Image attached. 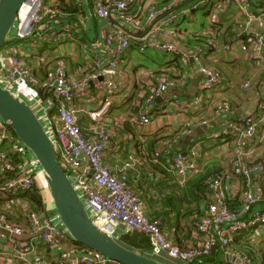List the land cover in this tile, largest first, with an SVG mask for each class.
Here are the masks:
<instances>
[{
  "label": "built area",
  "instance_id": "obj_1",
  "mask_svg": "<svg viewBox=\"0 0 264 264\" xmlns=\"http://www.w3.org/2000/svg\"><path fill=\"white\" fill-rule=\"evenodd\" d=\"M76 1L86 7V0ZM159 2L92 0L91 7L97 19L112 29L103 46L98 48L87 42H78L71 28L63 32L57 26L54 19L64 15L63 4L58 0H27L19 9L14 37L28 40L29 45L40 48L65 36L81 45L87 62L77 66L76 71L69 72L65 63L58 61L43 76L19 55V46H7L5 50L13 70H6L0 63V85L14 90L15 93L11 92L20 98L26 95L27 85L34 91L42 89L49 94L45 99L36 97L32 107L36 113L42 110L38 116L55 141L59 161L94 223L112 237L118 239L121 226L125 231L144 233L151 243L150 253H165L178 260L179 264L210 255L215 247L224 254L222 264H264V161L248 160L246 156L251 157V154H246L243 147L246 141L256 137L258 128L264 124V99L251 107L253 112L246 118L228 121L213 135L226 144L232 139L237 158L210 179L208 187L211 193L205 197V214L195 221L196 232L185 247L172 242L163 230V220L146 210L144 200L136 193L126 171L133 164L126 163L111 169L106 163V153L112 145L107 128L98 125L86 133L79 123L80 112L98 122L109 113L115 95L124 91L119 67L133 40L138 42L141 50L168 53L181 58L184 63L193 60L196 64H201L207 54L206 47H210V55L214 56L221 52L218 51L220 47L231 52L235 44L245 46L247 42L252 44L249 60L264 66V5L253 6L249 0H169L162 6ZM200 9L205 10L208 21L201 30L196 20ZM182 17L190 21L191 31L200 36L216 35L229 24V37L226 42L209 40L195 48L185 46L177 41V37L183 39L184 31L181 33L174 27ZM112 18L129 33L112 23ZM154 21L158 22L157 26L141 35L139 31ZM160 34L169 39H160ZM208 68L200 66L203 77L197 95L187 102L170 100V83L166 77L156 79L151 94L146 98V106L138 110L133 121L147 126L153 122L154 116L176 115L181 110L195 109L211 100L213 89L223 83V77ZM90 81H94L105 95L95 110H86L76 104ZM253 86L264 88V74ZM244 87L251 88V85L247 82ZM158 98H162L164 104L158 105ZM216 103L214 107L218 112L231 113L229 100L222 99ZM186 131L191 134L193 128ZM200 145L201 141L195 142L185 151L186 155L170 153L167 149L156 150L153 155L160 163L169 160L179 187L186 188L199 170ZM41 177L43 171L33 153L0 117V228L5 230L0 231V264H120L97 251L79 247L54 215L46 209L36 210L31 202L23 199V195L34 191L46 194L44 187L38 184ZM240 190L242 205L233 209L231 200ZM4 213L21 221L12 220ZM62 239L66 242L62 243ZM248 241L254 245L253 251L246 249L251 245ZM239 243H246L245 247Z\"/></svg>",
  "mask_w": 264,
  "mask_h": 264
},
{
  "label": "crops",
  "instance_id": "obj_2",
  "mask_svg": "<svg viewBox=\"0 0 264 264\" xmlns=\"http://www.w3.org/2000/svg\"><path fill=\"white\" fill-rule=\"evenodd\" d=\"M91 6L92 0H86V7L82 6L83 11L81 13L72 17L63 15L55 18L54 21L63 32L66 29L70 30L71 28L73 33L77 36L78 42H87L92 46L101 48L104 44L106 36L111 33L112 29L107 27L106 23L100 22L97 19ZM112 16H114V14ZM227 17L230 18L229 15ZM112 23H114L118 28H122L120 22L116 21L114 18H112ZM157 24L158 22L154 21L153 23L147 25L144 30H140L139 32L141 35H144L148 30L156 27ZM176 25H174V27H176ZM125 32L129 33V30ZM159 38L164 40L169 39L165 38L161 34ZM177 41L186 46V44L182 42V39L177 37ZM29 44L28 40L14 39L9 46H19V55L24 58L29 67L34 68L43 76H46L49 72L48 68H54L58 61L64 62L69 72L76 71L77 66L87 62L83 57L81 45L72 42L65 36H62L59 40L50 44L48 47H44L43 49L42 47L38 48V46H32ZM249 46L250 49L247 53L245 52L244 46L241 44H235L233 51L231 52H225L220 47L218 51L221 52L218 53V55L211 56V52L208 51L207 54L203 56L201 64H196L193 60L188 63H184L183 65L185 67L192 65L191 71L189 72L186 70L185 75H183V78L181 79L182 84L186 86L188 91H190L191 84L196 77L202 79L203 75L200 71L201 65L218 68L220 73L223 75V83L213 89L212 100L202 103L195 109L190 108L181 110L180 112H177L176 115H167L162 117L154 116L153 122L147 126H141L137 122L133 121V117L137 113L134 114L132 109L134 107H139L140 103H142L140 98H142L143 95L146 94L147 91H150L153 87V83L156 81L155 73L159 70H170V68L173 67L170 60L175 57L166 53L167 59H165V62H163V60L156 61L153 57H144L139 60V56L129 49L119 67V77L121 82H123L125 89L123 92L115 95L109 113L105 117L99 119L98 122L90 117H86L83 112L78 114L79 123L86 133H90L92 129L98 125L105 126V128H107L110 140H112V145L108 148L106 153V163L111 169L122 167L126 163L133 164L132 167L127 168L126 171L130 175L136 193L144 200L146 210L152 215H157L163 220V230L167 237L172 242L177 243L180 247H185L192 241L191 238L196 232L194 223L205 214V208L207 205L205 197L211 193L209 187L207 189V195L203 196L204 199H201L200 201L202 214L187 213L183 215L179 214L177 211H170L169 214L162 215L156 212V207L158 209L162 205L165 209H167L168 204L166 203L160 205L159 203H154L152 198L157 197L156 191L151 187L148 188V181L144 178V176L155 173L157 174V177H159L160 175L158 173L159 171L162 173L160 170L162 167L170 173V175L167 174L168 178L172 179L174 175L171 168L168 164L165 165L163 162L160 163V161H157L153 155V151H165L167 149L170 152V148L173 147L177 149L176 152H185L195 142L201 141L200 148L202 156L198 159V172L191 178V182L187 185L186 190H175L172 193L176 196L175 200L179 208L182 207V210L186 213L187 208H196L198 203L197 195L194 194L196 185L205 179L206 176L211 175L218 168H224L237 158L236 147L235 145H232V139H229V144H226V141H222L223 139L221 138H213V135L216 132L220 131L228 121L237 118V115L234 113L218 112L215 110L213 102L217 101V99H225L224 97L229 93V91H231V79H229V76L233 72L236 70L245 71L247 68L250 69L247 59L249 60L248 53L251 51V44ZM257 68H259L257 71H262V73L258 76V78H260L264 74V67L257 65ZM80 75L81 77L83 76L81 73ZM187 78H190V83L188 82L186 84L183 80H186ZM252 78L253 77H251L249 81H251ZM94 83V81H90L85 90L80 93L76 100L78 107H82L86 110H95L100 106V103L104 100L105 95L96 87ZM169 83L170 90L168 95L170 100L173 99L174 101L177 100L180 102H187L194 97H185L182 93H179L181 91L179 86L174 85L173 82ZM26 91V95H23L25 100L28 99L31 102L29 104L34 106L32 102L36 97H40L38 94L39 92L36 90L34 91L28 85L26 86ZM197 92L198 88L196 95ZM237 94L241 99H247L256 104L258 103V100L264 99V88L258 89L256 86L246 88L242 84V86H240V92L239 89H237ZM43 103L46 104V101ZM156 103L158 105L164 104L163 102L158 101H156ZM37 113L38 115H41L42 110H39ZM187 124L194 126L192 133L189 134L186 130H183V132L177 135L178 139H176L174 143H172V141L167 142V140L160 141L158 146L153 147L151 151L143 146V143L146 142L147 138L152 133L170 128L172 131H176L177 125L183 126ZM259 130L260 132L258 133L257 131V135L253 140H248L243 144L245 153L251 154V157L246 156V158L251 161L257 159L258 156L264 161V124ZM191 136L192 138L187 140L188 137ZM149 156L152 157L151 160L148 158ZM174 179L176 181L175 177ZM209 179H211V177ZM40 180V184L44 187V193L49 196V189L44 178L41 177ZM204 183L205 182H203V184ZM138 184H142L143 187H137ZM173 188L169 187L168 182H165L162 185L163 192L170 193L173 191ZM212 197L213 195L211 194V198ZM50 205L52 210V202ZM55 214L56 213H54V218L59 221L57 214ZM126 232L127 231H125L124 226H121L118 239H120ZM139 251L147 255L155 256L160 261L167 264H179L178 260L169 257L165 253L161 255H154L153 253H150V248ZM43 255L47 256L45 253H43Z\"/></svg>",
  "mask_w": 264,
  "mask_h": 264
},
{
  "label": "water",
  "instance_id": "obj_3",
  "mask_svg": "<svg viewBox=\"0 0 264 264\" xmlns=\"http://www.w3.org/2000/svg\"><path fill=\"white\" fill-rule=\"evenodd\" d=\"M26 1L0 0V63L6 70H13V67L5 48L16 39L12 33L19 9ZM199 82L198 77L193 80L189 91L191 96L196 95ZM157 101L162 102L163 99L158 98ZM0 117L39 162L57 217L70 239L120 264H167L112 237L94 223L82 197L59 161L55 141L47 133L32 105L2 85ZM189 138L192 136L187 140ZM182 154L186 155V152ZM0 231L5 232L2 228ZM61 242L65 243L66 240L62 239Z\"/></svg>",
  "mask_w": 264,
  "mask_h": 264
},
{
  "label": "trees",
  "instance_id": "obj_4",
  "mask_svg": "<svg viewBox=\"0 0 264 264\" xmlns=\"http://www.w3.org/2000/svg\"><path fill=\"white\" fill-rule=\"evenodd\" d=\"M169 2V0H160L159 2V6H162L164 4H167ZM249 2H252V5L255 6V4H262L264 5V0H249ZM58 3L63 4V8L64 11L62 14H64V16H75L78 13H81L83 11V7L81 4H79L76 0H58ZM61 14V15H62ZM63 16V15H62ZM200 24L197 26L199 30H201L206 24H207V13L205 12L204 9H200L198 10L197 13V19H196ZM176 28H178V30L182 33V31H184L183 34V39L182 42L186 44V46H189L191 48H195L198 45H202L207 43L209 40H213L215 41H219V42H226L228 39V35L230 32V26L229 24H226L223 28V30L217 31L216 35H208V36H200L196 34V31H191V29H193V26L190 25V21L186 18V17H182L181 19H179ZM14 35V32H13ZM247 44V42H246ZM44 47H48V45H44L42 47V49ZM130 50L133 51L135 54H137L139 56V60L140 58H144V57H153L156 61H160L163 60V62H165V59H167L166 57V53L164 52H159V51H155L152 49H145V50H141L138 42L136 40H133L131 42L130 45ZM207 52L210 49V47H206ZM171 65H173V67L170 68V70H159L157 71L155 74L156 79L160 78V77H166V79L168 80V82H173L174 85L179 86V88H181V91L179 93H182L185 97H191V95L189 94L188 89L186 88L185 85L182 84L181 79L183 78V75H185V71H191L192 65H190L189 67H185L183 64L184 62L181 61V58L179 57H175L172 58L170 60ZM48 71L50 72L51 69L48 68ZM48 72V73H49ZM47 73V72H46ZM183 82H186V84L189 82L190 83V78H187L186 80H183ZM184 86V87H181ZM152 89V88H151ZM39 96L42 98H46L49 97V94L46 93V91L40 89L39 91ZM152 90L147 91L146 94L143 95L142 98H140L141 102L139 107H134L132 109V112L135 114L138 112V110H140V108L145 107L146 106V98L151 94ZM213 98H211L212 100ZM218 101V99H217ZM215 101V102H217ZM220 101V100H219ZM213 102V103H215ZM217 104V103H216ZM216 106V105H214ZM216 110V109H215ZM172 126V125H171ZM194 128L193 125L191 124H187V125H183V126H176V131H172V129H163L157 132L152 133L151 135H149V137L147 138L146 142L143 143V146L146 147L148 150L151 151V149L153 147L158 146V144L160 143V141H164L167 140L168 141H172V143L175 142L176 139H178V134H180L181 132H183V130H188V129H192ZM177 151V149L171 147L170 148V152L171 153H175ZM154 152V151H153ZM145 153V152H143ZM146 155V154H145ZM150 160L152 159L151 156L148 157ZM257 161L261 162L263 161V159L261 157L258 156ZM163 164L167 165L171 168V163L169 160H163L162 161ZM161 167V166H160ZM161 172L159 171V177H157V174L152 173V175H147L144 176V178L148 181V188H153V190L156 191V198H152V200L154 201L155 204L159 203L161 204H168L167 209H165V207H163L161 205V207H159L157 209L156 207V212L158 214H169L170 211H177L179 212V214H187V213H199L202 214L201 212V206H200V201L201 199H204L203 196L207 195V189H208V185H209V181H210V177H214L215 173L222 171V169H217L215 170L211 175H208L205 177V179H203L202 181L205 182L203 184V182L201 181L199 184L196 185L195 187V193L197 195V205L196 208H187L186 209V213L182 210V207L179 208V206L176 203V196L173 195L172 193L176 190L178 191H184L187 188L183 189L180 188L177 181H175L174 177H172V179L168 178V175H170V173H168L165 169H163L162 167L160 168ZM142 176V177H143ZM194 179V178H193ZM206 180V181H205ZM41 180H39L38 184L41 185L40 182ZM199 181V180H197ZM242 181L244 183H246V179L243 178ZM168 182L169 183V187L173 188V191H171L170 193L167 192H163L162 191V185L163 183ZM191 182L190 181L187 183V185H189ZM173 185V187H172ZM143 187L142 184H138L137 187ZM147 191V190H146ZM262 191L264 192V185H262ZM180 193V192H179ZM242 190H240L238 192L237 195L233 196L232 200H231V207L233 209H238L241 207L243 199H242ZM23 199H27L29 202H31L34 205V208L36 210H40V209H46L47 212H49L50 215H54V213H56L54 204L52 199L50 198V195L48 196L47 194H39L36 191L30 193V194H26L22 196ZM52 202V210H51V205L50 203ZM47 205V206H46ZM5 214V213H4ZM8 218L15 220L17 222L21 221L20 218L17 217H12V215L9 214H5ZM56 215V214H55ZM191 235V234H190ZM189 235V236H190ZM72 240V239H71ZM122 242H124L125 244L136 248L138 250H144L147 248L151 247V243L150 240L148 238V236L144 233L135 231V230H128L123 236H121L120 239H118ZM74 243H76L74 240H72ZM248 243L251 244V242L248 241ZM79 247L81 248H85L84 246L76 243ZM246 243H239L240 246L245 247ZM252 245V246H251ZM248 245L246 247V249H248L249 251H253V244ZM219 247H215L213 250V253L210 255H206V256H202L199 257L197 259H195L193 262H189L188 264H222L223 263V259H224V254L221 250H218Z\"/></svg>",
  "mask_w": 264,
  "mask_h": 264
},
{
  "label": "rangeland",
  "instance_id": "obj_5",
  "mask_svg": "<svg viewBox=\"0 0 264 264\" xmlns=\"http://www.w3.org/2000/svg\"><path fill=\"white\" fill-rule=\"evenodd\" d=\"M197 24L199 25L200 23L197 22ZM250 44L251 43H247V45L244 46L246 53L250 49V46H249ZM251 49H252V44H251ZM247 62H249L248 65L250 66L249 67L250 69L247 68L245 71L244 70L243 71L236 70L235 72H233L229 76L230 77L229 79H231V83H230L231 84V91H229V93L224 97L225 99L230 101L231 113H234L237 115V118H235V119L246 118L248 116V114L253 112L251 107L253 105H255V103H253L252 101H249L247 99H241L237 94V89H239V92H240V86H242V84H243V86L244 85L246 86L247 82H249L251 86L255 85V83L260 79V78H258V76L262 73V71L261 72L257 71V69H259V68H257V64L253 63L252 61H250L248 59H247ZM212 67H209L208 69L213 71V72L219 73L221 75V77H223V75L220 73L218 68H216V67L212 68ZM251 77H253L251 80L252 83H251V81H249L251 79ZM11 91L15 93L14 90H11ZM21 98L25 99V97L23 95L21 96ZM26 101L28 103H31L28 99H26ZM257 105H258V103L255 106H257ZM261 127L262 126H260L259 129ZM259 129H258V133L260 132ZM3 257L7 258L5 256H3Z\"/></svg>",
  "mask_w": 264,
  "mask_h": 264
}]
</instances>
